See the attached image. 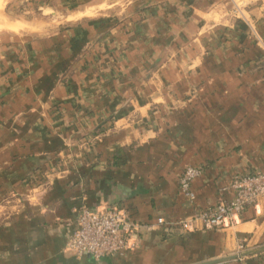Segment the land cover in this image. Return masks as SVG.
<instances>
[{"label": "crops", "instance_id": "1", "mask_svg": "<svg viewBox=\"0 0 264 264\" xmlns=\"http://www.w3.org/2000/svg\"><path fill=\"white\" fill-rule=\"evenodd\" d=\"M37 5L76 19L0 32V264H201L264 247L263 199L225 231L157 229L101 260L67 249L84 205L185 220L264 173V0ZM188 166L203 167L194 202Z\"/></svg>", "mask_w": 264, "mask_h": 264}, {"label": "built area", "instance_id": "2", "mask_svg": "<svg viewBox=\"0 0 264 264\" xmlns=\"http://www.w3.org/2000/svg\"><path fill=\"white\" fill-rule=\"evenodd\" d=\"M202 174V167L188 166L179 178V190L190 202L196 199L193 182ZM228 190L233 193L230 200H222L197 211L185 220L168 221L160 218L155 224L135 222L123 209L98 210L84 205L77 213L75 228L68 237L67 249L77 257L88 256L101 260L123 256L136 248L140 236L157 229L171 228L184 233L231 229L242 221L248 210L255 209L264 199V173L257 171L238 175L233 178ZM247 242L244 240L238 243L235 254L252 251ZM244 259L239 258L237 261Z\"/></svg>", "mask_w": 264, "mask_h": 264}, {"label": "rangeland", "instance_id": "3", "mask_svg": "<svg viewBox=\"0 0 264 264\" xmlns=\"http://www.w3.org/2000/svg\"><path fill=\"white\" fill-rule=\"evenodd\" d=\"M42 1L44 0H0V13L13 22H21L24 25L27 24L24 30L36 36L44 35L48 31H50V33L54 32L62 23L70 24L75 21L76 18L67 19L65 15H58L51 9H39L42 5H37V3L41 4ZM130 1L131 0H106V5L103 6L102 9L105 8L106 11L116 12L117 9H121ZM87 8L89 9L84 15L90 17V15H92L91 13L95 12L92 11L90 13V5L87 6ZM77 18L81 17L77 16ZM4 31L5 30L0 27V32Z\"/></svg>", "mask_w": 264, "mask_h": 264}, {"label": "water", "instance_id": "4", "mask_svg": "<svg viewBox=\"0 0 264 264\" xmlns=\"http://www.w3.org/2000/svg\"><path fill=\"white\" fill-rule=\"evenodd\" d=\"M262 252H264V247L245 252L241 255L234 254V255H231L228 257H224V258H221L218 260L209 261V262H205V263H201V264H226V263H229L232 261H237L239 258H247L249 256L256 255V254H259Z\"/></svg>", "mask_w": 264, "mask_h": 264}, {"label": "bare ground", "instance_id": "5", "mask_svg": "<svg viewBox=\"0 0 264 264\" xmlns=\"http://www.w3.org/2000/svg\"><path fill=\"white\" fill-rule=\"evenodd\" d=\"M86 11H88V10H86ZM79 14H77V15H79ZM84 14L79 15V17H84L85 16ZM25 25H27V24H25ZM25 25L21 22H10V19H8L5 15L0 13V27H1V29L4 28V29L10 30V31L18 32L24 28L26 29Z\"/></svg>", "mask_w": 264, "mask_h": 264}, {"label": "trees", "instance_id": "6", "mask_svg": "<svg viewBox=\"0 0 264 264\" xmlns=\"http://www.w3.org/2000/svg\"><path fill=\"white\" fill-rule=\"evenodd\" d=\"M165 229L172 230L171 228H165ZM226 264H264V252L249 256V257L245 258L243 261H232V262H229Z\"/></svg>", "mask_w": 264, "mask_h": 264}]
</instances>
